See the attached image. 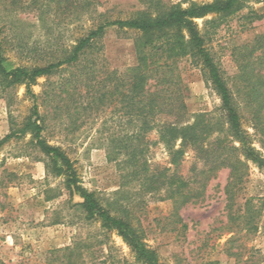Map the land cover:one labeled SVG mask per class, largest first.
<instances>
[{"label":"rangeland","instance_id":"obj_1","mask_svg":"<svg viewBox=\"0 0 264 264\" xmlns=\"http://www.w3.org/2000/svg\"><path fill=\"white\" fill-rule=\"evenodd\" d=\"M164 1L188 7L213 0ZM97 3L93 13L82 14L74 8L71 12L49 13L45 18H40L38 13L9 12L0 5V39L6 56L16 65L45 64L53 55L71 48L78 37L101 19H126L145 9L140 0H98ZM250 9L264 15V0H250L241 11L219 17V25L212 29L211 49L229 81L238 69L234 59L236 48L264 33V16L253 22L243 18ZM214 16L197 22L202 28L204 21ZM137 36V32L118 30L115 26L106 29L100 41L102 50L97 55L98 66L102 68L100 77L104 76V69L123 71L137 63ZM179 67L189 116L216 111L221 100L201 68L188 58L180 61ZM79 69L71 66L50 77H40L32 87L42 95L40 103L46 97L45 91L52 87L61 89L60 85L74 79ZM76 89L72 102L62 100L66 93L60 94V115H51L44 135L50 144L61 146L71 158L83 188L94 192L104 203L114 202L127 208L129 219L158 251L161 264L264 263V214L255 233L232 230L234 226L229 224L224 193L229 176L227 168L219 170L208 182L201 201L180 209L187 225L185 230L181 229V224L173 223L170 200L159 201L144 195L135 183L123 185L117 163L110 156L109 143L111 135L128 131L123 112L117 111L115 105L86 108L89 101L86 88L78 82ZM13 95L10 104L0 98V140L10 133L14 122L17 125L23 122L33 105L25 86L17 87ZM49 111L51 107H43V112ZM243 126L254 134L247 114ZM255 139V145L260 147ZM148 140L151 142L147 157L152 168L172 166L165 146L158 142L156 130L148 134ZM46 162L47 157L30 135L13 137L0 147V264H67L70 254H73L71 259L81 258L79 248L73 253L68 250L77 242L88 245L86 250L81 247L86 264H142L116 233L105 232L99 222L85 219L79 205L80 195L66 187L63 176L50 174ZM194 166L204 165L190 150L179 172L190 178ZM250 197L257 203L264 200V173L252 163L237 208ZM101 240L105 242L100 244Z\"/></svg>","mask_w":264,"mask_h":264},{"label":"trees","instance_id":"obj_2","mask_svg":"<svg viewBox=\"0 0 264 264\" xmlns=\"http://www.w3.org/2000/svg\"><path fill=\"white\" fill-rule=\"evenodd\" d=\"M145 9L126 19H101L94 28L75 40L71 48L63 49L45 64L35 66L16 65L5 53L0 39V98L13 101V91L25 86L26 95L33 102L29 115L20 125L14 122L11 131L0 140V147L11 138L30 135L35 146L47 157L46 168L54 176H63L66 187L82 198L80 208L87 221H97L105 232L116 233L129 247L135 260L142 264H161L158 251L147 242L144 233L136 227L127 208L118 203H104L94 192L79 184L74 163L61 146L50 144L44 133L51 115L59 117L62 100L72 102L78 82L86 88V108L100 109L115 105L122 111L128 131L110 136V156L116 161L124 186L135 183L144 195L159 201L170 200L173 205V223L186 229L180 209L204 198L208 182L223 168L229 170L224 188L226 209L232 230L255 233L264 214V200L246 199L238 207V196L248 180L250 164L264 173V33L234 51L237 72L229 81L216 60L212 49V29L218 18L232 15L248 7L250 0H213L208 3H192L188 7L167 4L164 0H140ZM98 0H0L9 12L38 13L45 18L49 13L80 10L82 14L96 12ZM206 19L201 28L197 19ZM250 9L243 18L253 22L263 18ZM132 30L135 39L137 63L123 71L98 66L100 44L108 27ZM184 58L190 59L203 71L217 92L221 105L212 112L190 117L185 101V86L179 71ZM79 67L74 79L45 91L46 97L32 87L40 77H50L69 67ZM104 68V67H103ZM60 92V93H59ZM43 107L51 111L43 112ZM248 115L254 134L243 126ZM16 125V126H14ZM157 131L158 142L170 156L169 167L149 164L148 134ZM255 138L260 147L255 145ZM193 151L203 168L194 166L192 176L186 178L179 168L188 151ZM174 166V168H172ZM236 226V227H235ZM105 241H99L103 244ZM82 248L88 245L77 242L70 253L79 248L81 257L67 264H86ZM232 254V253H231ZM82 260V261H81ZM264 264V263H262Z\"/></svg>","mask_w":264,"mask_h":264}]
</instances>
